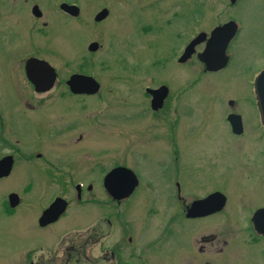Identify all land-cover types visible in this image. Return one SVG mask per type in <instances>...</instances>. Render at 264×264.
<instances>
[{
  "label": "rangeland",
  "instance_id": "rangeland-1",
  "mask_svg": "<svg viewBox=\"0 0 264 264\" xmlns=\"http://www.w3.org/2000/svg\"><path fill=\"white\" fill-rule=\"evenodd\" d=\"M62 3L77 6L79 17L67 19L58 8ZM35 5L40 18L30 12ZM102 9L109 17L95 23ZM230 20L239 33L225 69L205 73L196 58L202 46L187 64L177 63L196 35ZM92 42L99 45L94 53L88 51ZM30 57L57 69L49 91L36 93L27 82L23 65ZM263 69L264 0H239L235 6L228 0H0V157L17 155L10 176L0 180V264L51 255L55 243L92 223L109 235L100 252L108 258L103 251L110 248L132 253L123 232L129 227L148 264H264V243L250 241L249 226L254 210L264 207V156L250 163L225 145L222 163L213 162L207 173L202 169L212 137L227 141L216 118L229 111L228 102L256 117L253 82ZM73 72L92 76L100 92L69 95L63 81ZM160 86L170 93L156 113L145 88ZM252 144L262 146L257 139ZM174 158L178 174L186 177V171L190 179L184 198L195 200L217 187L226 197L220 214L201 222L170 219L178 211L169 188ZM118 166L134 171L139 185L129 201L116 205L102 179ZM77 182L95 190L81 203ZM12 193L21 205L8 216ZM57 197L69 202L65 215L38 229L42 210ZM211 236L214 241H202Z\"/></svg>",
  "mask_w": 264,
  "mask_h": 264
},
{
  "label": "flooded vegetation",
  "instance_id": "flooded-vegetation-1",
  "mask_svg": "<svg viewBox=\"0 0 264 264\" xmlns=\"http://www.w3.org/2000/svg\"><path fill=\"white\" fill-rule=\"evenodd\" d=\"M25 1H27V0H25ZM68 5H74V4H68ZM107 11H108V16H107V18H108L109 17V10H107ZM30 12H31V10H30ZM41 15H42V13H41ZM65 15H66L67 19L68 18L76 19V18H72L71 16H69L67 14H65ZM79 15H80V12H79ZM100 23H102V21ZM238 32L239 31L236 32L233 40L237 37ZM209 33L207 34L208 36L206 37L205 41L197 46V47L202 46V48H203L202 51L205 48L206 41L208 40V37H209ZM190 42H191V40L182 49L181 55H182L184 49L186 48V46ZM181 55L177 58V63H178L179 58L181 57ZM190 59L187 62L178 63V64L179 65H185V64H187L190 61ZM55 73H56V77L58 79L59 78V73H58L57 69H55ZM73 75L90 76L88 74L81 73V72H73V73L69 74L64 79L63 82L65 84V87H67L66 84L69 81V79L71 78V76H73ZM90 77H92V76H90ZM57 79H56V81H57ZM158 88H148V87L145 88V96H147L146 93H147L148 89L155 90V89H158ZM32 89H33V87H32ZM68 90L69 89L67 87V91ZM100 90H101V85L99 84V92H100ZM169 93L170 92H169V89H168L166 98L169 96ZM66 95H68V93L65 94V95L59 94V97L60 98H64ZM69 95L75 96V97H91L92 96V95L89 96L87 94H78V95L69 94ZM148 97L150 98V96H148ZM253 98H254V96H253ZM165 99H164V101H163V103L161 105V108L157 109L154 112H156V113L160 112V110L164 106ZM150 100H151V98H150ZM230 103L228 102V107L230 108L229 111L227 110L223 115H222V113L224 111H221V115L217 116V118H216V122L219 121L221 123L222 127L225 126V128H226L225 137H226L227 141L226 142L223 141L224 138L223 139L220 138L221 140L219 138H217V140H216V139H214V137H212L213 139L209 142L210 149L208 151H206V150L203 151V159L205 160V163H204L202 169H204L205 173L208 172L206 170L207 167L209 168V170H211L213 162L214 163H218V164L222 163V161L224 159V155L226 154V153H224L225 152V150H224V146L225 145H227L229 147L230 146L235 147V150L239 153L238 154L236 152L237 155H239L242 158L243 161L246 160V161H248L250 163H256L259 160H262V157L264 156V128H263L262 123H261V119H260V116H259V112L257 110L255 99H254V107H255V110H256V117L257 118L256 117H250L248 115H244L239 110L237 112L236 109L238 108V106L235 105L233 102H230ZM176 112H177L176 109H175L174 112L172 110V113L174 115H176L175 114ZM204 123H205V125H208L210 123V120H208V118H207V119L204 120ZM175 124L176 123L173 122V127L175 126ZM256 139L259 140L260 142H262V146H258V148L253 146L252 142L254 140H256ZM174 140H175V138H173V140H172L173 141V145L175 147V141ZM16 156L17 155H15V153H7V154L2 155L0 157V161L1 160H7V159L11 158V162L12 163H11L10 172H9L8 176H6V177L10 176V174L12 172V169L15 166L16 158H17ZM36 159H40V156L36 157ZM213 159H214V161H213ZM172 161H174V164H173L174 166H173V173H171L169 188L170 187L172 188V190H171L172 195H173L172 197L174 198V201L176 202V204L178 206V209H177L178 211H175L170 216V219H175L176 217H178L179 218L178 219V223L182 222V221H184V222H186V221L201 222L203 220H207V219L216 217L218 214H220L223 211V209L225 208V206H223L220 210H213L209 214H206V213L204 214V212H196V211L192 212L191 204L193 202L204 200V199L208 198L209 196H213L215 194H219V195L222 194L223 196H224V194L217 187H211V189L207 193V195H205L203 197H199V194L192 193L191 194L192 196L194 195V196L199 197V198H197L195 200L187 201L184 197L188 193L187 186L190 184V179L188 177V173H186V171H185L186 177H184V173H182V175L178 174L179 173V168H177L176 165H175L176 162H177V158L172 159ZM124 168H127V167H124ZM132 172L134 173V171H132ZM135 176H136V178L138 180V184L137 185H139V177H138L137 174H135ZM104 177H103V179H104ZM103 179H102V181H103ZM186 179L188 180L187 184H186ZM75 186H76L75 187L76 200H77L78 203H81L83 201V198H85L86 196L90 195L91 193H93L95 191L93 186H91L90 184L84 185V183L77 182ZM137 188L138 187H136L135 190ZM135 190L133 191V193L135 192ZM133 193L131 195H133ZM11 195H15L16 196V198L13 199L12 201L10 200V198H11L10 196ZM131 195L128 198H126V199H123V200H120V201H114V203H116V205H119L120 203H124L126 201H129V198L131 197ZM56 199H62V200L65 201V199L59 198V197L55 198L54 201ZM54 201L52 203H50L49 205H47L48 207L46 206L42 210L40 216L37 219V222H35V224L38 227V229H46L49 226H53L54 224H56L59 221L60 218H62L65 215V213L67 211V208L69 206V202L68 201H65V203H66L65 210L55 220V222H50V223L45 224L46 220L43 221V219L45 217L44 213H45V211L47 209H49V207L54 203ZM7 202H8V208L10 210H7L6 213H7L8 216H13L14 213H15L14 210L16 208L20 207L21 201H20V199L18 198V196L15 193H12V194L8 195ZM176 204H175V206H176ZM225 205H226V203H225ZM261 208H264V207H261ZM261 208H258L256 210H254V212H256L257 210H259ZM123 213H124V215L127 214L126 211H123ZM109 218H105V223H106V225L111 227V219H109ZM41 219H42V221H41ZM174 223H177V222L175 221ZM174 223L172 225H174ZM249 224H250L249 226L251 227L250 229H252L251 233H253V226L251 224V220H249ZM172 230H174V228ZM123 232L126 235V242L129 245L128 246L125 243V246L126 247H131V249H132V253H130V254L126 253L124 255L123 254L124 253V249H122V248H112V249L110 248L108 250H104L103 252H105L106 254H109L111 259L106 257V256L101 255L100 254L101 246H102V244L104 242V238H106V236L108 237L109 235L106 232L100 233L98 231V229L96 228V224L92 223L84 231L75 232L73 234V238L72 239H70V240H59L57 244L55 243V246L52 247L53 250H54V253H51V255L49 253H43L42 252L40 254V257H38V258L35 257L34 261L32 260L31 257H29L28 260H27V264H100V263H105L106 264L107 262L108 263L109 262H111V263L113 262L112 264H140V262H141V264H148V263H146L143 260L144 256L140 255L139 248L141 247V245H140L141 243H140V241L139 242L137 241L139 237H134L133 238L134 229L133 228L129 229V227L128 228L126 227L125 229H123ZM252 236L253 237L251 238L250 241H252L254 243H256V241H261V242L264 243V238H262L261 236H257L255 233H253ZM214 240H215V237H212V236L211 237H204L202 239L203 242L214 241ZM211 245H213V244L211 243ZM223 246H226V243H224ZM222 249L223 248L215 250V251H216L217 254H219V253H222V251H223ZM204 251H206V250L203 249V248L199 249L200 253H205Z\"/></svg>",
  "mask_w": 264,
  "mask_h": 264
},
{
  "label": "water",
  "instance_id": "water-1",
  "mask_svg": "<svg viewBox=\"0 0 264 264\" xmlns=\"http://www.w3.org/2000/svg\"><path fill=\"white\" fill-rule=\"evenodd\" d=\"M235 1L236 0H230L231 4H234ZM60 10L72 17H77L79 14L76 7L66 4H61ZM32 14L38 18L41 16L37 7L32 9ZM107 15V10H102L95 16L94 21L101 22L107 17ZM235 30V24L229 22L216 27L211 31L210 36L206 41L204 51L197 56L198 60L204 65V70L206 72H218L226 66L227 57L225 52L230 40L235 34ZM206 36L205 33L198 34L185 48L184 53L178 62H187L194 54L195 47L204 42ZM97 49V43H91L88 46V51L91 53L96 52ZM24 70L27 80L34 87L36 93L47 92L53 87L56 80V74L48 63L35 58H30L26 61ZM66 85L74 95H94L99 90V85L92 78L82 75H73ZM254 92L256 94L258 109L264 125V71L261 72L254 81ZM149 93L153 96L151 100V109L156 111L161 107L163 100L166 98L167 89L161 87L158 90L149 91ZM11 163V158L0 161V178L8 176ZM103 186L113 200L120 201L127 198L133 192L137 186V181L131 171L125 168H115L105 176ZM13 199H15V196L10 198L11 201ZM224 204L225 198L219 194H215L204 200L193 202L191 204V210L192 212L196 211L209 214L213 210H220ZM65 207V201L56 199L44 213L45 217L43 221L46 220L45 224L55 222V220L64 212ZM251 222L255 232L264 237V208L253 214Z\"/></svg>",
  "mask_w": 264,
  "mask_h": 264
}]
</instances>
